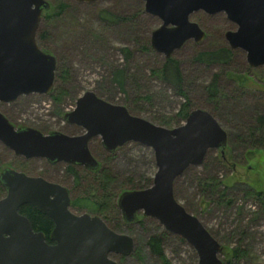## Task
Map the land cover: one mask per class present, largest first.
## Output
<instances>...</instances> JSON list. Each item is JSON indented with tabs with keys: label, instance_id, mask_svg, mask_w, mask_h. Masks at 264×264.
Returning <instances> with one entry per match:
<instances>
[{
	"label": "rangeland",
	"instance_id": "1",
	"mask_svg": "<svg viewBox=\"0 0 264 264\" xmlns=\"http://www.w3.org/2000/svg\"><path fill=\"white\" fill-rule=\"evenodd\" d=\"M48 1L51 7L47 12L54 15L60 11L59 7H53L60 0ZM61 1L68 3V7L48 20L43 17L41 23L49 35L43 46H48V52L57 56L61 68L68 70L66 77L61 79L68 94L60 103L54 102L49 94L39 93L0 103L15 126H31L45 133L56 130L81 134L83 128L69 124L64 116L75 108L77 98L88 90L113 103L125 105L135 115L156 124L163 117L175 118L182 104L189 100L192 108L210 111L228 133L240 136L247 132L257 114H264V67H251L244 50L233 49L232 62L225 65L196 60L197 53L211 49V44L222 42L228 45L225 32L236 29L237 25L228 19L226 13H193L191 20L199 23L207 36L200 43L193 39L187 41L172 55L180 63L184 78L180 87L188 95L186 97L173 81L166 80L160 73L167 60L165 55L152 47L151 50L144 48L147 41L150 43L152 32L162 24V19L147 13L143 0ZM125 48L131 53L129 57L124 53ZM154 70L158 72L155 74ZM117 71H123L124 87L113 79ZM213 82L219 88L214 95L210 94ZM173 124L170 128L179 126L178 122ZM240 138L231 148L227 145L226 163L220 161L219 150L210 149L203 164L192 165L179 176L175 183L176 199L198 216L220 241L222 251L219 256L224 264L228 261L231 264H264V209L261 203L253 198L247 199L243 191L235 190L229 193L235 202L231 206L220 205L218 195L203 192L195 178L210 174L227 185L244 183L256 190H264V150L246 148L247 144H243ZM90 149L100 162L104 159L126 190L149 187L145 186L154 179L158 169L154 150L138 142L126 143L108 159L109 152L102 151L100 137L91 141ZM20 162L29 175L61 181L66 187H71L75 181L66 173L67 163L50 165L43 158L25 159L0 142V172L6 167L15 169L14 165ZM206 163L207 168L204 167ZM75 193L71 194L72 199ZM71 209L78 211L77 206H71ZM84 212L95 215L93 210ZM110 221L107 223L114 230L130 234L136 241L135 249L141 251L139 255L133 251L128 256L113 253L114 260L119 264H162L147 245L151 234L165 230L156 218L139 212L133 223ZM165 231L163 244L170 264H199L192 245L182 241L181 236ZM236 247L246 253L241 260H234L233 249Z\"/></svg>",
	"mask_w": 264,
	"mask_h": 264
},
{
	"label": "water",
	"instance_id": "2",
	"mask_svg": "<svg viewBox=\"0 0 264 264\" xmlns=\"http://www.w3.org/2000/svg\"><path fill=\"white\" fill-rule=\"evenodd\" d=\"M143 1L147 13L162 19L150 43L167 59L187 41L205 39L204 28L191 20L193 13L224 12L237 25L225 32L229 47L244 50L251 67H264V0ZM50 7L48 0H0V103L52 92L57 57L43 50L37 38ZM64 117L84 132L44 133L31 126L17 127L0 110V142L25 159L43 158L50 164L64 162L91 170L100 165L90 149L97 137L109 153L131 141L151 147L158 168L153 183L120 194L118 207L124 220L135 221L139 212L156 218L165 230L194 247L199 264H224L220 241L175 197L176 179L190 166L203 164L210 149L225 153L228 131L210 111L193 109L183 124L170 128L88 90ZM0 182L7 190L0 198V264H119L110 257L112 253H133L136 241L130 234L112 229L99 215L74 213L66 186L12 167L1 170ZM25 204L53 220L55 244H49L45 233L35 231L20 212Z\"/></svg>",
	"mask_w": 264,
	"mask_h": 264
},
{
	"label": "trees",
	"instance_id": "3",
	"mask_svg": "<svg viewBox=\"0 0 264 264\" xmlns=\"http://www.w3.org/2000/svg\"><path fill=\"white\" fill-rule=\"evenodd\" d=\"M53 7H59L60 11H57L54 15H51L49 12L46 11L43 14L45 20H48L49 18L55 15H58L62 10L68 7V3L60 0ZM42 29L43 27L41 23L37 34L38 42L40 46L43 48V50L48 52L47 49L48 46H43V44L49 38L48 30H44V29L42 30ZM206 36H207V32H206ZM221 43L219 42V43L211 44L209 46L211 49L199 51L196 55V60L197 61L201 60L210 64L215 63L222 65L232 62V59L235 55V50L231 49L229 45H227L226 43H222V44ZM144 48L146 50H151V45L149 41L145 43ZM124 53L127 55V57H129L131 54L129 49L127 48L124 49ZM179 64L180 63L177 59L171 57L167 59L166 62L163 64V66L160 69V73L163 75V78H165L166 80L168 81L170 80L171 82L173 81L175 86L178 87L180 93L187 97L188 95L186 94V92L183 91L180 87L182 86L181 84L184 78H183L182 70L179 67ZM248 68L250 69L251 67ZM67 72L68 70L62 69L61 65H59L58 63L54 88L52 92L49 94L56 103H60L63 97L68 94L67 89L62 84V80L63 78L66 77ZM153 72L156 74L158 70H154ZM113 79L121 87H124L123 71L114 72ZM218 90L219 88L216 82H213L211 84L210 94L213 95L217 94L216 92ZM97 95L102 97L99 93ZM106 100L109 101V99ZM127 108L130 110L131 113H133L132 109H130L129 107ZM193 109L194 108H192L191 102L188 100L187 102H184L182 104L175 118L163 117L162 119H160L159 124L167 127H172L174 125L173 122H178V125H180L182 124V121L186 120L187 116L189 115V112ZM0 110L11 121V118L1 109V107ZM41 131L44 132L43 130ZM238 137H241L240 141H242L243 144H247L248 147L245 145L246 148L252 147V149L264 150V114H259V115L257 114L254 122L250 126H248L247 132L242 134L241 136L237 133L235 134L228 133V145L230 148L233 145H235V141L236 139H238ZM102 151L106 153V150L104 151V149H102ZM112 153L107 154L108 155L107 159L110 157ZM220 161L226 163L227 161L226 150L224 154L221 153ZM106 164L107 163H105L104 159H101L99 167L94 170L87 169L83 166L68 164L66 168V173L71 174L75 181L73 185H71V187H67V188L69 189L71 194H73V191L76 192L74 198L72 199V206L75 207L77 206V210L79 213H84L85 210H89V211L93 210V213L101 216L106 221V223L107 221L111 223L110 220L112 219L115 220L117 224H120L121 222H124V220L121 216V212L118 207V197L127 188L123 186V183L118 182L117 175ZM207 166H208L207 163L204 164L205 168H207ZM14 167L15 169L22 172L26 170V167L22 165V162L15 164ZM191 168L192 166H190L187 170ZM81 170L85 172V174ZM88 173L90 174L88 175ZM195 178L198 180L200 188L203 192L209 193L210 195L211 194L218 195L217 203L220 205L225 204L227 206H231L235 202V200L232 197V195H230L229 193L238 190V191H243L244 194L243 196L245 198L247 199L253 198L257 200L259 203H261V206L264 209V190H256L252 187H249L248 185H245L244 183L241 185L240 184L227 185L223 182L222 179H219L218 177L210 174L197 175ZM152 180H150L148 185H146L145 187L150 186ZM58 182L61 183V181ZM142 188L140 186V189ZM5 193H6V189L3 186V184H1L0 182V197L5 195ZM175 196L177 198L176 193ZM20 212L26 215L30 219L35 231H43L47 235V237L50 236L51 230L54 225L51 218H49L47 215L37 210L31 204L23 205L20 208ZM111 228L114 229L113 227ZM166 234L167 232L165 230L159 233L155 232L151 234L149 240L147 241V245L150 247L151 251L155 255H157V257L162 261V264H170V261L165 254L164 244H163ZM180 239L182 241H185L182 237H180ZM134 252L139 255L141 251L139 248H136ZM245 254H246L245 251L239 247L233 249L234 260L235 259L241 260L245 256ZM225 264H231V262L228 261L227 263L225 262Z\"/></svg>",
	"mask_w": 264,
	"mask_h": 264
},
{
	"label": "flooded vegetation",
	"instance_id": "4",
	"mask_svg": "<svg viewBox=\"0 0 264 264\" xmlns=\"http://www.w3.org/2000/svg\"><path fill=\"white\" fill-rule=\"evenodd\" d=\"M48 163V162H47ZM49 164V163H48ZM50 165H57V164H50ZM43 177V176H42ZM45 178V177H44ZM46 179H48V178H46ZM49 180V179H48ZM50 181H52V180H50ZM53 182H57V183H60V182H58V181H53ZM60 184H62V183H60ZM63 185V184H62ZM65 186V185H64ZM69 190V189H68ZM6 193H7V190H6ZM5 193V194H6ZM69 193H70V196H71V192L69 191ZM4 196V195H3ZM2 196V197H3ZM120 196V195H119ZM72 197V196H71ZM1 198V197H0ZM119 198V197H118ZM71 206H72V198H71ZM71 206H70V209H71ZM72 210V209H71ZM73 211V210H72ZM74 213H77V212H75V211H73ZM121 212V211H120ZM77 214H81V213H77ZM95 215H97V214H95ZM121 216H122V218H123V215H122V213H121ZM138 216V215H137ZM49 217V216H48ZM50 218V217H49ZM123 220H124V218H123ZM136 220H137V218H136ZM135 220V221H136ZM53 221V220H52ZM135 221H133V222H135ZM124 222L126 223V224H128V223H133V222H126L125 220H124ZM53 224H54V222H53ZM53 228H54V225H53ZM53 228H52V230H53ZM52 230H51V232H52ZM40 232H43V231H40ZM128 234V233H127ZM46 235V234H45ZM46 241L49 243V244H55L56 243V241H54V240H52L51 239V233H50V236L49 237H47V235H46ZM113 254V253H112ZM122 256H124V255H122ZM110 257H111V255H110ZM112 258V257H111ZM119 263V262H118Z\"/></svg>",
	"mask_w": 264,
	"mask_h": 264
}]
</instances>
